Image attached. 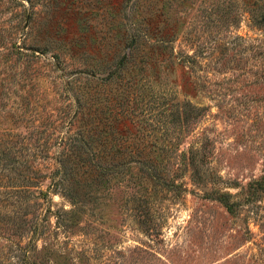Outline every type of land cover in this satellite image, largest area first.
<instances>
[{
    "label": "rangeland",
    "instance_id": "374dc122",
    "mask_svg": "<svg viewBox=\"0 0 264 264\" xmlns=\"http://www.w3.org/2000/svg\"><path fill=\"white\" fill-rule=\"evenodd\" d=\"M145 16L128 74L153 108L91 141L159 150L167 177L81 179L74 204L49 188L88 123L72 98L115 97ZM261 19L264 0H0V264H264Z\"/></svg>",
    "mask_w": 264,
    "mask_h": 264
},
{
    "label": "trees",
    "instance_id": "16d2710c",
    "mask_svg": "<svg viewBox=\"0 0 264 264\" xmlns=\"http://www.w3.org/2000/svg\"><path fill=\"white\" fill-rule=\"evenodd\" d=\"M146 18V16L141 19L136 17L128 24L127 46H130L132 42L134 45L130 52L125 56L121 55L115 66L108 69L105 76L102 77L105 86L112 83L117 88L115 92H112L115 97L112 94L107 97L102 93L101 96L95 98L89 89H85V85H78V88L82 86L83 89L79 95H76V99L72 98L74 102H78L77 110L82 113L85 120L88 119V123L84 124V122L75 133L67 134L64 137L63 142L66 149L60 154L59 164L50 176L49 188L53 192L61 191L74 204L77 202L78 183L81 179L103 182L109 181L111 177L120 173H124L127 178L139 176L151 182L167 177V174L159 168V162L163 160L161 151L139 144L129 145L131 143H128L125 145L121 143L120 136L115 134L119 131L116 123L134 119L153 108L144 101L147 94L150 96L147 90L149 86L139 84V78L129 75L130 68L135 63V53L138 49H142V45L145 43L143 41L148 39L143 30L146 27L144 24H147ZM257 23L258 25L264 24V19ZM171 41L168 40V42ZM78 81L79 78L73 76L68 80V83L76 85ZM93 120L95 126H89V122ZM99 124L102 125L101 128ZM109 128L118 130L112 134H115L113 135L115 142L119 143L102 148L92 145L91 138L94 136L97 137L96 139L99 137L107 140L108 132L105 131H109ZM96 131L97 133H95ZM114 154L119 155L118 162L111 161L112 158H115ZM219 199L228 208L234 206V203L230 202L225 194H221Z\"/></svg>",
    "mask_w": 264,
    "mask_h": 264
}]
</instances>
